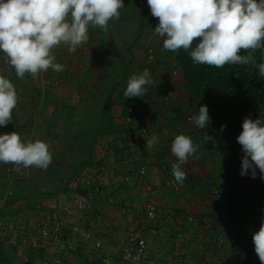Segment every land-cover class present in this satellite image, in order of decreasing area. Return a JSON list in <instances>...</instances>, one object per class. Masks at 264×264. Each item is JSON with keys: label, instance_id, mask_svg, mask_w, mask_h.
<instances>
[{"label": "crops", "instance_id": "1", "mask_svg": "<svg viewBox=\"0 0 264 264\" xmlns=\"http://www.w3.org/2000/svg\"><path fill=\"white\" fill-rule=\"evenodd\" d=\"M123 2L124 8L120 10V18L133 16L137 20L125 26L120 25L119 19L109 21L107 29L113 31L116 28V33L135 35L134 38L129 42L126 41L127 43L124 42L122 52L110 53L109 49H111L110 45L113 44V41L109 39L100 40L96 37L94 39L92 35L96 33V27H90L89 38L92 37L93 39V47L85 46V43L80 46L86 49L91 57H89L87 64L94 61L99 64L100 60L104 63L108 62L112 66L122 65V67H126V63H129L128 65L137 68L144 66V64L149 67L160 62L169 64V67L172 65L177 68L176 60L168 59L170 52L163 50V41L166 37L159 39L156 48L161 49L163 53L158 54L156 62L151 63L146 59L147 53L144 50H147L146 44L149 43H144V39H146V35L151 34L153 19H156L151 15L147 0H123ZM121 26L123 27L121 28ZM148 41L152 43L153 39H148ZM129 48L130 50H128ZM91 50H93V54L90 52ZM118 53L120 54L118 55ZM73 55L74 52H68L64 59L68 67L74 63ZM6 61V55L0 51V74L10 79L14 84L18 102L12 111V121L6 127L0 126V135L18 132L22 137V142H34V140L42 137L38 127L44 126L43 128L48 131L45 132V135L50 138L53 135L55 138V128L49 124V121L54 117L56 109L59 108V100L63 99L59 96L65 95L67 97L74 92L73 89L66 84L64 88H59L57 85L58 78H63V75L58 76L52 73L51 68L48 72L42 71L35 78L28 73L22 79L18 78L14 68ZM82 64L81 66H85L84 63ZM172 70H155L156 75L153 77L155 88L150 90L149 87L145 86L148 89L146 98L135 97L138 100L131 115H126L121 106L120 97L127 85L123 87L120 84L105 109V117L100 118L101 121L99 119V122L103 124H109L113 121V128L118 129L117 133L98 136L95 142H85V147H93L85 150V160L87 159L85 163H90V165L83 168L80 167L81 164H78L76 170L79 174L82 171L86 174L89 170L97 167V162L106 163L109 170L106 175H103L101 185L96 179L101 194L97 197L90 196V201L93 203L92 209L77 210L74 206L79 197L74 198L72 196L69 198L66 193L59 190L57 182L59 180L57 173L59 172L57 169L62 175L68 174L69 171L67 167L63 169L55 167L57 173L52 172L53 163L57 159L53 153V148L51 153L54 162L52 161L47 170L36 169L34 171L36 174L33 177H29L30 174H34L33 171L28 173L20 171L15 176L11 175L12 181L8 179V183L17 184V186L13 185L16 197L14 201L10 200L11 196L10 198L0 197V212L10 217L13 227L18 228L26 224L34 230L38 219H43L46 224L48 220L57 219L59 221L63 219L67 223V227H71L70 225L73 223L81 227L79 236L72 235L69 228L64 231L66 240L82 249L81 259L74 254L70 256L66 252L59 253L46 249L43 262L37 259L36 263L72 264V261H75L84 264L83 259L86 264H93L97 261L101 264L103 257H108L113 263L118 262L119 255L130 245L132 238L142 233L147 239L150 255L158 261L165 262L181 257L198 264H224L223 261L225 260L227 264L228 260L233 264L229 246L221 245L222 248L217 250L211 242V237H213L216 229L226 231L227 219H224L226 214L223 210L218 188L223 174L222 159L218 150L212 147L211 141L204 139L207 134L209 136L210 134L189 120V117L197 115L194 99L185 90L182 75L180 73L173 75ZM103 73L106 74V71ZM94 76L100 83L104 82L107 77V75L102 76V73ZM92 77L91 74L85 75V84L88 82L85 91L90 95L91 101H96L101 90L96 91L94 83L91 82ZM129 78L122 80L128 81ZM63 79L65 80V78ZM111 88V84L104 87V90H108V95H110ZM164 90H169L172 93V100L169 105L162 102L161 93ZM142 98L148 102L143 103ZM104 106L102 103L101 109ZM42 110H45L46 119L44 123L38 124L40 117L38 118L36 113L41 114ZM129 119L131 120L129 121ZM58 126L60 129L64 127L62 123ZM52 131L53 134L51 135ZM180 134L190 136L194 144L199 145V147L198 151L190 156L187 163L182 166L187 178L182 184H178L181 191L174 192L163 187V174L156 171L163 165H166L168 171H171L172 165L177 162V158L170 152L169 144ZM153 136L159 138L158 143L153 148L148 149L146 148V140ZM134 153L136 154V161ZM72 162L65 160L61 163L69 165ZM13 165L12 163L0 162V169L2 170L0 176L5 181L7 179L5 170L8 172ZM141 165L148 167L149 179L157 187L154 199L158 204V214L156 219L152 220L147 218L144 209L146 200L144 193L131 181L133 172ZM70 166L72 167V165ZM172 177L174 178L173 175ZM34 180L35 183L30 182H34ZM215 191L217 193H214ZM30 206L37 207L38 210H31ZM65 208H69L71 214L65 212ZM170 210L178 213L179 218L172 220L166 218L165 213ZM218 213L221 215L217 216ZM186 216L195 217L199 221L189 222ZM206 216L213 217L216 224L209 227H215V231L208 233V236L200 241L197 236L198 222H200L201 217ZM84 233H90L91 237L85 239ZM181 233L182 236H180ZM99 240L102 243L101 250L94 246L95 242ZM29 246L37 248L34 243ZM22 253L24 252L14 249L13 245L0 237V264H26L27 257L25 256L26 259L24 256L22 257Z\"/></svg>", "mask_w": 264, "mask_h": 264}, {"label": "clouds", "instance_id": "2", "mask_svg": "<svg viewBox=\"0 0 264 264\" xmlns=\"http://www.w3.org/2000/svg\"><path fill=\"white\" fill-rule=\"evenodd\" d=\"M147 3L151 15L159 21L154 34L166 37L164 50L173 53L180 49L189 51L193 41H198L190 52L194 64L215 68L251 65L258 69L260 77H264V62L257 63L254 55L257 51L264 55V0H147ZM123 8V0H0V51L6 55V62L14 68L18 78L22 79L26 73L35 78L50 68L62 72L64 66L55 62L53 49L64 44L68 45L70 52H75L88 41L90 27L106 31L109 21L120 18ZM176 72L179 73L178 68ZM154 83L150 71L144 69L142 73L130 76L123 95L126 99L141 97L148 90L145 86ZM17 102L14 84L0 74V126L6 127L12 121V111ZM189 120L201 129L208 127L211 122L208 106H201L197 115L189 117ZM226 128L227 125H222L221 131ZM242 129L237 137L245 154L240 174L251 175L255 179L258 168L260 178L264 180V118L253 120L245 117ZM158 139L153 136L146 140V148H153ZM204 139L212 140L215 144L214 138L208 134ZM171 142V152L177 158L171 172L175 180L182 184L187 178L182 166L198 151L199 145L184 134L177 135ZM52 161L53 155L45 142H22L18 132L0 135V162L47 170ZM171 190L181 191L179 188ZM79 234L81 227L76 235ZM86 234H83L85 239ZM253 242L255 252L261 264H264V222L259 231L253 234ZM76 249L75 245V250L67 254L72 256ZM105 260L111 261L103 257L101 264Z\"/></svg>", "mask_w": 264, "mask_h": 264}, {"label": "trees", "instance_id": "3", "mask_svg": "<svg viewBox=\"0 0 264 264\" xmlns=\"http://www.w3.org/2000/svg\"><path fill=\"white\" fill-rule=\"evenodd\" d=\"M197 44L198 41H193L192 48L189 51L180 49L176 52V66L182 75L185 90L194 99L197 112L203 105H207L209 108L211 122L208 127L206 126L204 128V131L208 132L214 138L215 144L210 140L211 145L218 150L222 159L223 174L218 188L227 219L226 231H219L218 229L215 231V227H208L207 229L205 226L204 236L207 237L208 233H214V231L220 234L222 239L221 245L223 246L225 243H228L233 264H261L255 252L253 234L259 231L262 222H264L262 220L264 218V180L260 178L261 174L258 168L255 179L251 178V175L241 176L242 157L245 154L242 151V146L237 142V137L243 130L242 124L245 117H251L253 120L264 118V77H260L258 75V69L253 68L251 65H225L223 68H215L207 65L194 64L191 60L190 52ZM241 54H245L243 50ZM254 55L256 56L257 63L264 62V55L259 51L254 53ZM123 61L125 60L123 59ZM107 63L100 60L99 64L96 63L100 71L96 74H91L93 75L91 82L96 81L94 75H98L99 73L105 74L103 73L104 71H106L105 75L113 76L114 80L117 78V75L110 71L112 65ZM129 66L126 65L125 67L126 73L124 74V78H129L130 76H127ZM120 84L121 82H117V79L111 84L110 95L104 101L103 113H105L109 101L112 99L115 90L119 88ZM125 90L123 89L122 91L120 102L124 113L131 115L130 109H134L136 106L135 104H130L131 98L126 99L124 97L123 93ZM141 97L146 98V94ZM91 119L86 121V124L82 126L86 143L87 141L95 142L98 136L102 137L105 134L117 133L118 129L113 128V121L109 122V124H103L98 123L97 118L92 117ZM222 125H227V128L223 131H221ZM90 130L95 135L93 138L89 136ZM86 148L93 147L86 146ZM81 151L80 148L77 155L85 154V151ZM80 164L83 168L90 165V163L85 162ZM170 172L169 170L167 172L168 174L166 173L168 178L172 177V173ZM85 175V172H80V174L76 172L65 180H61L58 183L59 190L66 193L69 198H72V196L74 198L97 197V195L101 194V191L96 182H93L89 187L82 186L81 180L85 178ZM150 184L156 187L151 180ZM42 192L44 194V191ZM11 201H14V198ZM30 208H32L31 210H38L37 207L30 206ZM157 214L158 208L156 210V217ZM220 215V213L217 214V216ZM52 220L47 221L48 227H50ZM213 223L211 225L215 226L216 222ZM24 226L26 232L36 233V230H32L30 226L26 224ZM70 233L72 234L71 230ZM35 246L37 248L29 245L26 248L13 247L24 252L22 253V257L24 256L25 259L27 257V260H25L26 264H42L36 263V260L39 259L43 262L46 246L43 241L37 242ZM81 251V248H77L72 253L81 259ZM82 261L86 264L83 259ZM93 264H99V262L97 261Z\"/></svg>", "mask_w": 264, "mask_h": 264}, {"label": "rangeland", "instance_id": "4", "mask_svg": "<svg viewBox=\"0 0 264 264\" xmlns=\"http://www.w3.org/2000/svg\"><path fill=\"white\" fill-rule=\"evenodd\" d=\"M136 20L137 19H135L133 16H131V17H126V18L121 17V18H119L118 21L121 23L120 25L125 26L127 24L130 25L129 24L130 22H132V21L135 22ZM153 21L154 22L152 25L153 26L152 32H151V34L146 35V39H144V41H145L144 43H149L148 45L146 44V46L148 48H147V50H144V52L147 53V55H146L147 61H149L151 63H155L156 58H158V54L161 55L163 53L161 49L156 48L158 46L159 39L162 37L154 34V29L158 26L159 21L157 18L153 19ZM123 26H121V28ZM131 27H133V26H131ZM95 32L93 31V33H95V34L92 35V37L94 39L96 37V38H99L100 40L101 39L102 40L103 39H109V40L113 41L112 42L113 44L110 45V48H111V49H109L110 53L111 52H122L123 47L125 45L124 42L131 41V39H133L135 36V35H124V33H116V28L113 31H112V29H111V31L110 30L108 31V29L105 31L99 27H96ZM92 37L88 39V43H85V46L87 45L88 47H93L92 46L93 45ZM148 39H153V42L152 43H151V41L149 42ZM68 52H70L68 50V45H64V44H60L55 49H53V54L56 57L55 62L62 64L64 66V70L62 72H56V71L51 69V71H52V73L57 74L58 76L63 75V78H65V80H66L65 81L61 77L58 78L57 85L59 86V88L60 87L64 88V86L66 84L69 88L71 87L74 92L72 94L67 95V97H65V95L59 96V97H62L63 99L59 100V108L56 109V113H55V115H53L54 117H52L49 121V124L51 126H54V128H55V130H54V132H56L55 138H53V135H52L53 131L51 132L52 137L50 138V137H47L45 135V132H48V131H46L45 128H43L44 126L38 127V131H40L42 133V137H39V139L46 140V141H44V140H40V141L45 142L49 146L50 153H51V150L53 148V151H54L53 153L57 157L56 162L53 161L54 165L52 168V172L57 173L55 167H58L61 169H63L64 167L68 168L69 173L66 175H62L60 173L59 169H57L59 172V173H57L59 175V180L57 181L58 183L61 180H65L67 177L72 176L76 172H78L76 170V169H78V167H77L78 164L86 162V160H87V159L85 160V154L77 155V152H79L80 148L82 150L81 152L86 150L85 133L82 131V126L85 125L86 124L85 122L90 120L92 117L97 118L98 123H99L100 118L105 117L106 114L102 112V109L100 107L102 105V103H104V101L108 98V94H107L108 90L107 91L104 90V87L109 86L116 79H117V82H119L121 80V84L123 87H125L127 85V80H125V81L122 80L124 78V74L126 73L125 72L126 68L121 67L120 65L112 66V67H110V71L113 72L115 75H117V78L114 80L113 76L108 75L104 82L100 83L97 80L92 82V83H94L93 85L95 86L96 91L101 90V93L99 95H97L96 101L95 100L91 101L90 95H88V92L85 91V86H87V83L85 84V81H84L85 78L84 77L87 74H93V73L96 74L99 72V69L97 68V65L95 64L96 62L94 61L91 64H87V61H89L90 55L88 54V52H86V49L79 46L73 55L74 56V63H72V66L68 67V65L66 64V60H64L65 57L68 55ZM90 52L93 54V50H91ZM95 53H97V52L95 51ZM119 54L120 53H118V55ZM175 56H176V52L175 53L170 52L168 59L174 60ZM67 62H69V59H67ZM82 63H84L85 66H81V65H83ZM126 64L128 65L129 63H126ZM163 65L165 66L164 68H162ZM168 65L169 64H164V63L162 64L160 62L157 64H152L149 67H146L145 64H144V66H138L137 68H135V66L131 65L128 68L129 71H128L127 76L128 75L132 76L136 73L137 74L142 73L143 68L144 69L148 68L152 78L156 75V72H155L156 69H161L162 71H165V70L171 71L172 69L176 70V67H173L172 65H171V67H169ZM87 68H89L88 71H87ZM136 70H138V71H136ZM174 70H172V74H173ZM103 75H105V74H102V76ZM108 82H111V83H108ZM96 91H94V92L96 93ZM136 100H138V99L136 98ZM88 103H90V104L88 105ZM36 114H37L36 116H38V118L40 117V119H38V124H42V122L44 123V120L46 119L45 110H42V113H41L44 118L42 117L41 114H39V113H36ZM60 123H62L64 126V127H62V129H60V126H58ZM89 136H91L90 138H93L95 136L91 130H90ZM36 138L38 139V137H36ZM35 141L36 140H34V142ZM134 155H135V161H136L137 160L136 154L134 153ZM66 156H67V158H66ZM86 158H87V156H86ZM65 160H71L73 162H72V164H69V165L62 164L61 162L65 161ZM70 165H72V167ZM33 167L34 166H32V168ZM80 167H82V166L80 165ZM160 167L158 168V170L156 172H159L161 170ZM37 169H39V168H37ZM32 171L33 172L36 171V167L33 168L31 170V172ZM1 172H2V170L0 169V173ZM5 173H6L5 175L7 177L6 181L2 178V176H0V197H6V198L9 197L10 198L9 191H13L14 196H11V198H10V200H11V199L16 197V194L14 192L15 187L13 185L17 186V184L14 182H12L11 184L8 183L7 182L8 179H10L12 181L13 177L11 178V174H9L6 170H5ZM82 173H84V171H82ZM33 176H35V173L32 175L31 174L29 175V177H33ZM30 182L35 183V180H34V182H32V181H30ZM169 190H171V189H169ZM224 219H226V217H224ZM224 223H225V221H224ZM31 245H33V241H32ZM224 246H228V243H225ZM70 259L72 260V258H70ZM73 263L79 264L75 261H72V264ZM223 263L227 264L226 260L223 261ZM228 264H231L229 260H228Z\"/></svg>", "mask_w": 264, "mask_h": 264}, {"label": "built area", "instance_id": "5", "mask_svg": "<svg viewBox=\"0 0 264 264\" xmlns=\"http://www.w3.org/2000/svg\"><path fill=\"white\" fill-rule=\"evenodd\" d=\"M165 66L163 65L162 68ZM176 70L174 71V75L176 74ZM150 90L153 89V85L149 86ZM162 95V102L164 104H169L172 100V93L169 92V90H164ZM137 102L135 98L130 99V104L133 105ZM143 103H147L148 101L143 100ZM130 112H133V108L130 109ZM173 142H171L169 145L171 147ZM169 147V148H170ZM171 149V148H170ZM97 167L89 170L85 178H83L82 186L83 187H89L93 182H96V179L100 182V185L102 183V177L103 175H106L108 173V168L106 163L104 162H97ZM32 167L25 168L23 165H13L9 170L8 173L12 176L17 175V172H31ZM161 174H163V185L166 188L169 189H175L178 190V182L174 178H168L166 173L168 172V168L166 166H162L161 170L159 171ZM168 174V173H167ZM94 177V178H93ZM135 184L139 186V188L143 191L144 195L146 196L145 201V209H146V215L149 219H155L156 218V210L158 208V204L156 200L154 199V194L156 187L150 184L149 176H148V167L146 165H141L138 167L132 175V180ZM9 195L13 196V191H9ZM90 198H82L80 197L79 200L75 202L74 208L77 210H86L87 208L92 207V202L90 201ZM65 212L71 214V210L69 208L64 209ZM167 218L169 220L179 218V214L167 211ZM189 222H195L199 221L195 219L192 216L186 217ZM198 232L197 236L200 241H203L204 239V228L208 229V227L212 224V218L211 217H204L200 219V222H198ZM71 227H67V223L62 220H52L50 227L43 221V219L36 220V224L34 226V230H36V233L26 232L25 226L21 225L18 228L13 227L10 217H7L3 213L0 212V237L3 240H6L8 243L15 247L20 248H26V246L31 245V242L36 245L37 242L43 241V243L46 246V249L57 251V252H66L69 253L70 251L75 250V245L71 244L66 240V235L64 233V229L69 228L73 235H76L80 232V226L78 224H71ZM182 236V233L180 234ZM85 237L88 239L90 238V234H86ZM212 238V245L219 249L221 247V237L220 234L217 232L214 233ZM95 247L98 250H101L102 244L100 241H98L95 245ZM55 249V250H53ZM119 262L117 264H198L195 261L192 260H185L181 257L177 259H171L165 262L158 261L156 258H153L150 255L149 246L147 243V239L144 237L143 234L138 235L136 237H133L131 240V243L128 247L124 249V251L119 255L118 257ZM103 264H112L111 261L105 260Z\"/></svg>", "mask_w": 264, "mask_h": 264}]
</instances>
